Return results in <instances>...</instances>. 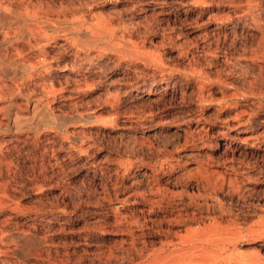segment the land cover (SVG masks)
I'll return each mask as SVG.
<instances>
[{"label": "rangeland", "instance_id": "obj_1", "mask_svg": "<svg viewBox=\"0 0 264 264\" xmlns=\"http://www.w3.org/2000/svg\"><path fill=\"white\" fill-rule=\"evenodd\" d=\"M12 3L57 39L2 63L0 264H264V0ZM35 98L82 144L1 127Z\"/></svg>", "mask_w": 264, "mask_h": 264}, {"label": "bare ground", "instance_id": "obj_2", "mask_svg": "<svg viewBox=\"0 0 264 264\" xmlns=\"http://www.w3.org/2000/svg\"><path fill=\"white\" fill-rule=\"evenodd\" d=\"M10 1L13 2L11 4L12 5V10L15 11V12H17L18 11L17 9L19 8V7H17L18 0H15V3H14V0H10ZM6 11L7 10L5 8H0V16H3L6 13ZM237 12L239 13L238 15H240V16H241V14L244 13L242 9L237 10ZM16 16H17V14H16ZM24 17H25L26 20L32 22L33 20H36V13L26 14V16H24ZM45 26H47L49 28L51 27V25H45ZM90 32L91 31H88L87 28L86 29L83 28V27L77 28L76 30L71 31L68 34L69 38H64V39L66 41H71V43H72V40L74 41L75 39H78V38H86V40H89V36H90V34H92ZM29 33H30L29 31H22L20 34H21V36L23 38H7V37H4V36H0V75L5 76L7 74V72L4 69H2V63H7L10 66H15V67L17 66V70H15V72H17V74H21V75L22 74H25L27 72H30L32 69H35L36 66H37V64H40L41 63V62L38 63V60H36L33 63H31V64H26L25 63V64H22V65H18L16 63V58H17L16 56L20 55L22 53L23 49L25 48V47L24 48L19 47L18 45L20 43H24V44L28 45L30 48H32V47H39L41 49V51L43 52V54L47 55L48 50L46 49V43H45V41L47 42L49 39H53V41H54V39H57V38H29V36H30ZM73 37H76V38H73ZM94 38H96V37H94ZM81 42L82 41L80 40L77 43L79 44ZM83 42H85V41H83ZM87 43H88V41H87ZM48 44H49V42H48ZM49 46H50V44H49ZM39 48H38V50H39ZM24 50L26 51V49H24ZM25 51H23V52H25ZM36 54H37V52H36ZM42 56H44V55H42ZM257 57H258V55H252L249 59L251 61H254V60H257L258 59ZM260 58H263V53H261ZM31 59H30V61H32ZM46 59L47 58H45V60ZM41 94L43 95L42 97H44L45 95H47V94H45V92L43 93V91H42ZM145 94H146L145 97L144 96H139V97H137V99L138 100H142L143 98L148 99L151 93L149 91H147ZM40 97H41V95H40ZM40 100L41 99L35 98V99H33L31 101V103L29 105H26L27 107L25 108V113L22 114L23 116L20 117L21 119L20 118H17L15 116L16 119H20V120H14L12 122L13 124L11 126H9V124L7 125V123H3V125L1 127L2 128H5L4 130H8V131H11V132H14V133H22V132H32L33 133L34 132L35 134H37L38 131L41 128L44 129V127H51V130H53L56 134L66 135L65 136L66 139L69 140L72 145H75L76 146V145L82 144L83 137H80L79 135H77V133H75L74 130L73 131H71V130L70 131H66L65 130V125L68 122L66 124H60V123H58L57 122V118L60 115L59 114L56 115V113L54 114L50 110V108L49 107H46L44 104H42L40 102ZM17 106L19 107V105H17ZM71 117L72 116H70V118ZM61 118H63V117H61ZM67 118L68 117H66V120H69L70 119V118L69 119H67ZM241 118L238 115H236V117H235L236 121H235V124H233V127L239 128L240 126H242L244 124V122L241 120ZM63 120H65V119L63 118ZM71 120L74 121L75 118H74V120L73 119H71ZM71 120H69V121H71ZM249 132H251L250 135H248L247 137H245L244 141H247V140H257L258 139V136L256 135L257 133H255V131H249ZM262 142L264 143V138L261 140V143ZM116 241L118 243H123L124 244L125 239L120 236V237L116 238Z\"/></svg>", "mask_w": 264, "mask_h": 264}]
</instances>
